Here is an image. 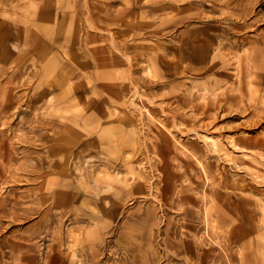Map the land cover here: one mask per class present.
I'll list each match as a JSON object with an SVG mask.
<instances>
[{"label":"rangeland","instance_id":"1","mask_svg":"<svg viewBox=\"0 0 264 264\" xmlns=\"http://www.w3.org/2000/svg\"><path fill=\"white\" fill-rule=\"evenodd\" d=\"M0 264H264V0H0Z\"/></svg>","mask_w":264,"mask_h":264},{"label":"bare ground","instance_id":"2","mask_svg":"<svg viewBox=\"0 0 264 264\" xmlns=\"http://www.w3.org/2000/svg\"><path fill=\"white\" fill-rule=\"evenodd\" d=\"M213 143V142H212Z\"/></svg>","mask_w":264,"mask_h":264}]
</instances>
